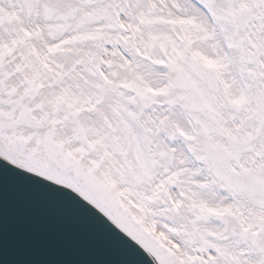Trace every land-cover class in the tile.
<instances>
[{
    "label": "snow or ice",
    "instance_id": "1",
    "mask_svg": "<svg viewBox=\"0 0 264 264\" xmlns=\"http://www.w3.org/2000/svg\"><path fill=\"white\" fill-rule=\"evenodd\" d=\"M0 160L126 264H264V0H0Z\"/></svg>",
    "mask_w": 264,
    "mask_h": 264
},
{
    "label": "water",
    "instance_id": "2",
    "mask_svg": "<svg viewBox=\"0 0 264 264\" xmlns=\"http://www.w3.org/2000/svg\"><path fill=\"white\" fill-rule=\"evenodd\" d=\"M4 164L0 160V264H126L125 250L104 225L127 238L106 218L96 213L103 224L70 218L40 191L22 183L6 185Z\"/></svg>",
    "mask_w": 264,
    "mask_h": 264
}]
</instances>
